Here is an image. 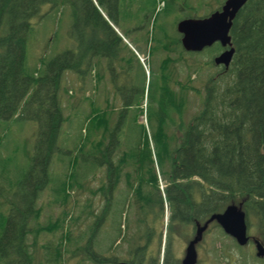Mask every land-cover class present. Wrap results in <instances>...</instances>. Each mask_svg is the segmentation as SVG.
I'll use <instances>...</instances> for the list:
<instances>
[{"label": "trees", "instance_id": "1", "mask_svg": "<svg viewBox=\"0 0 264 264\" xmlns=\"http://www.w3.org/2000/svg\"><path fill=\"white\" fill-rule=\"evenodd\" d=\"M172 1L0 0V148L4 127L31 121L38 130L33 155L26 158L19 177L12 179L7 195L1 189L0 264H65L63 248L70 245L74 247L70 259L81 256L76 264L121 260L173 264V259L177 264L175 242L189 238L197 225L229 205L244 212L247 230L254 224L264 245V0H247L232 21L229 36L234 53L227 68L213 63L223 51L220 45L187 53L173 30L179 20L195 18L206 0H198L196 8L186 2L180 5V12L192 14L179 13L173 29L166 27L154 36L150 23L160 17L158 2L166 13ZM224 1L216 0L217 6L204 16L220 10ZM65 9L70 14L67 29H60V52L47 58L45 45L29 67L28 38L36 37V27L45 17L59 15V23ZM123 39L137 53L147 55L148 80ZM204 52L209 54L206 65L212 72L198 89L194 87L198 78L192 77L203 70L198 57ZM132 66L139 69L141 88L139 108L135 106L131 117V94H123L122 82L118 83L132 77ZM67 73L78 75L81 85L92 74L97 86L111 82L123 105L119 110L123 122H116L113 130L110 117L102 123L101 113H96L90 119L97 122L93 133L87 116L79 122L74 158L62 172V182H56L61 186L52 185L54 198L58 201L59 194L63 204L73 189L95 192L90 190L92 177L101 170L105 174L100 181L101 206L94 213L95 202L85 204L89 217H75L72 224L90 222L75 237L68 223L65 235L61 230L56 242L39 243L53 225L50 216L38 222L39 195L49 185L53 156L62 149L57 146L60 130L77 116L64 114ZM143 99L147 129L129 121L131 117L136 122L142 113ZM123 127L124 135L119 137L116 133ZM88 144L93 146L86 150ZM165 205L168 220L159 262ZM105 225L115 229L108 243L99 241ZM251 255L255 258L253 247Z\"/></svg>", "mask_w": 264, "mask_h": 264}, {"label": "rangeland", "instance_id": "2", "mask_svg": "<svg viewBox=\"0 0 264 264\" xmlns=\"http://www.w3.org/2000/svg\"><path fill=\"white\" fill-rule=\"evenodd\" d=\"M197 1L198 0H173V4H167L166 10L168 11L166 13H164L165 8L164 6H162L159 11V19L155 20L154 22L153 18L152 22L150 23V27L152 28L153 26L154 36H159V32L166 27L167 29H173V27L175 26L174 23H176L178 21L177 19H179V13L182 16L184 14H192L191 11L180 12V5L185 4L186 2L190 3L193 7L196 8L198 6ZM216 6V0H206V4H204L203 7L197 10L194 15L199 18L203 17ZM65 10L66 11H64L63 15L60 17L61 21L59 23V15L54 18L48 16L39 21L36 27V37L28 38L27 42L26 63L28 66L37 62L38 57L45 48V45L47 46V58L48 56L54 57L58 52H60L59 45L62 37L60 29L62 27L63 30L67 29L66 21L69 20L68 18L70 14L69 9ZM162 13H164L163 16H161ZM153 17H155V15ZM150 27L149 29L151 30ZM173 30L176 31V28ZM55 31L57 33L56 41L53 40ZM170 32H172V30H170ZM208 56L209 54H206L204 52L198 57L200 59V65L201 68L203 67V70L202 72L199 71L200 73L198 76L195 77V75H193L192 77L193 79L198 78V82L195 83L194 86L195 88H202V82L203 80H205L206 74L212 72V67L206 65V62L209 60ZM131 75L132 77L128 80L127 78L123 80L121 77L118 76V80L119 78H121L118 84L122 82L123 94H131L128 108L130 109L129 116L131 115L132 117L135 115L136 109L139 108L137 107L139 105V91L141 88L139 69L132 66ZM76 76L78 77V75ZM76 76L73 73H67L64 77V86L67 87V93L65 92V94L63 95L64 99L62 102H64L63 104L68 108V111H66L64 114L65 116H69L74 113L77 114V116L76 118L73 117L71 124L68 123L67 125L63 126V128L60 130L57 140V146H60L62 149H60L59 153H56L53 156L50 166L51 172L49 174V185L39 195L37 206H41L42 214L41 217L38 219V222L44 223L46 219L50 216L51 222L53 224L52 229H50V231H46L47 234H44V237L39 240V243H47L52 241L56 242L61 235V230H63V236L65 235L68 223L69 225H72L71 232L72 236L75 237L76 235L80 234L84 226L90 222V219H87L85 221H77L75 224H72V220L75 217H79L80 219H86L87 217H89L88 213L90 208L88 210L85 204L89 203V200L95 202L96 207L93 210L94 213H97L98 210L96 211V209L101 206L99 202V199L101 198L100 181L104 178L105 175L101 173V170L97 171V173L94 174V176L92 177V185L90 187V190H95V192H89L87 189H84V191L73 189L72 193L68 192L69 199L66 203L63 204L61 203L62 198H60L59 194L57 195L58 201H56V199L54 198L52 185H55V187L59 186L56 184V182H62V172L66 169L67 163L70 162L72 158H74L75 153L73 152V149L75 148L74 145L77 140L76 133L77 128L79 126V122L85 121L86 118L84 117V115L87 116V124L91 127L92 133L95 129V125L97 122L96 119H90L96 113H101L102 123L107 116L110 117V124H113V130H115L116 122H123V116L119 111L121 106L123 105L119 103L118 97L113 91L115 89L113 88V85L111 83L108 84L105 83V81L104 85L97 86L92 74L91 77H87L84 83L81 85ZM179 79L183 81L184 77L180 76ZM106 80H108L107 75ZM105 96H109L110 101H104ZM190 96L193 97L191 94ZM143 100L140 107L142 109H145L146 100ZM112 105L114 109H112ZM189 105L192 107L195 106V104L191 105L190 103ZM130 119L129 121L131 124H138V118L136 122L134 121V119ZM141 122H143V118L139 115V123ZM4 129H6L4 134L5 141H3V144L0 148V199H4V194H2L1 189L3 188L7 195L10 188L12 187L11 182L19 177L23 164L26 161V158L28 156L30 157L33 155L34 144L38 132L36 124L31 121H18L15 124L9 125L8 128L4 127ZM124 132L125 129L123 127V129H121V131L117 132L116 134L120 137L124 135ZM95 136L98 137L100 135L93 134V137ZM92 146V144H88L86 150H89L90 148H92ZM109 149L111 150V147H109ZM101 168L105 169L104 166H101ZM159 185L160 187H163V182L161 180H159ZM115 215L116 213L113 215V217ZM105 228L106 230H103V233H101V235L99 236V241L102 242L103 240L104 243H108L109 238L114 235L115 229L114 226L108 228L106 225ZM249 228L250 230L248 229V234L253 238L258 239V235L255 232L256 226L254 224H251ZM189 229L191 231L192 228L189 227ZM180 233L182 234L183 230H181ZM191 235L192 233L190 234V236ZM180 238L182 239V237ZM184 241L186 242V240H177L175 242L174 254H176V258L178 259L182 255V250L185 244L183 243ZM63 250H65V253L63 255V260L65 264H76L81 258V256L79 255L78 259H70V255L74 251V247L71 245L67 247L64 246ZM197 250L199 255L198 264H262L261 262L256 260L254 256L251 255V246H247L246 249H240L235 244V242L227 235H225L222 230L215 224L210 227L208 233L205 235L204 240L201 242ZM161 258L162 249L160 248L159 262L161 261ZM173 260H170V262H173L174 264L175 260Z\"/></svg>", "mask_w": 264, "mask_h": 264}, {"label": "water", "instance_id": "3", "mask_svg": "<svg viewBox=\"0 0 264 264\" xmlns=\"http://www.w3.org/2000/svg\"><path fill=\"white\" fill-rule=\"evenodd\" d=\"M247 0H225L220 10L205 18L183 19L177 23V32L181 35V46L187 52H200L218 43L225 50L216 56L214 64L227 68L234 50L230 42L229 31L236 14ZM215 221L225 234L233 238L239 246L249 241L245 214L235 205H229L222 213L212 215L209 220L196 230L195 238L186 248L181 264H195L197 253L195 245L200 241L207 226ZM256 256L264 257V246L255 240ZM127 264V263H117Z\"/></svg>", "mask_w": 264, "mask_h": 264}, {"label": "crops", "instance_id": "4", "mask_svg": "<svg viewBox=\"0 0 264 264\" xmlns=\"http://www.w3.org/2000/svg\"><path fill=\"white\" fill-rule=\"evenodd\" d=\"M111 26H112V28L117 32V34H118L119 36L122 37V35L119 33L120 29H118L117 27H115V26L112 25V24H111ZM118 30H119V31H118Z\"/></svg>", "mask_w": 264, "mask_h": 264}, {"label": "flooded vegetation", "instance_id": "5", "mask_svg": "<svg viewBox=\"0 0 264 264\" xmlns=\"http://www.w3.org/2000/svg\"><path fill=\"white\" fill-rule=\"evenodd\" d=\"M189 243V241L188 242H186L184 245H187ZM254 243V242H253ZM251 247H253V245H251ZM254 249H255V245H254ZM199 256V255H198ZM258 260H261V261H263L264 259H258ZM264 262V261H263ZM113 264H115V263H113ZM179 264H180V261H179Z\"/></svg>", "mask_w": 264, "mask_h": 264}, {"label": "bare ground", "instance_id": "6", "mask_svg": "<svg viewBox=\"0 0 264 264\" xmlns=\"http://www.w3.org/2000/svg\"><path fill=\"white\" fill-rule=\"evenodd\" d=\"M80 38V37H79ZM74 40V39H73ZM62 53V52H61ZM91 69V68H90ZM208 80V79H207ZM47 86V85H46ZM80 89V88H79ZM34 94V93H33ZM156 98V97H155ZM29 100V99H28ZM25 102V101H24ZM163 106V105H162ZM168 106V105H167ZM160 114V113H159ZM169 114V113H168ZM52 156V155H51ZM138 201V200H137ZM153 201V200H152ZM89 258V257H88Z\"/></svg>", "mask_w": 264, "mask_h": 264}]
</instances>
